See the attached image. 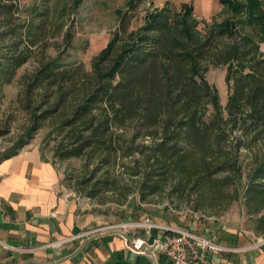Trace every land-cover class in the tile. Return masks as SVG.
Wrapping results in <instances>:
<instances>
[{
	"label": "trees",
	"instance_id": "16d2710c",
	"mask_svg": "<svg viewBox=\"0 0 264 264\" xmlns=\"http://www.w3.org/2000/svg\"><path fill=\"white\" fill-rule=\"evenodd\" d=\"M17 1L0 0V40L14 39L3 47L9 53L0 58V87L9 84L27 63L28 53L18 47L25 40L33 44L36 29L44 25L41 20L47 16V11L35 8L25 22L12 29L9 24L18 11ZM219 3L230 16L203 37L195 32L191 6H184L183 17L177 22L166 9L150 14L145 25L127 38L120 40L115 35L92 65L93 83L67 111H63V88L69 86L74 73L54 62L42 66L32 77L28 92L56 86L55 101L35 117L26 138L0 155V163L18 155L43 122L55 116L58 120L47 134L51 140L60 137L53 149L54 159L82 158L88 165L96 156L95 167H107L112 156L115 164L118 152L119 158L136 153L138 160L133 161V167L158 169L146 173L142 198L145 191L157 192V180L168 168L181 176L178 189L207 193L240 182L237 152L224 151L233 131L240 130L249 144L251 167L243 206L248 215L264 211V58L257 37L247 28L256 26L264 41V0ZM222 39L231 42L215 44ZM208 65L226 66L233 89L224 110L216 89L205 78ZM207 104L213 110L208 117L204 108ZM128 127L133 136L123 151L114 139ZM145 138L150 145L143 143ZM241 144L238 140L234 150ZM222 174L221 179L215 177ZM95 194L93 189L86 196L93 198ZM233 194L235 200L237 191ZM260 233L264 236V228Z\"/></svg>",
	"mask_w": 264,
	"mask_h": 264
},
{
	"label": "rangeland",
	"instance_id": "374dc122",
	"mask_svg": "<svg viewBox=\"0 0 264 264\" xmlns=\"http://www.w3.org/2000/svg\"><path fill=\"white\" fill-rule=\"evenodd\" d=\"M18 11L11 18V28L20 26L35 8L47 11L44 25L36 29L33 44L26 40L18 50H25L29 59L17 70L11 82L0 87V155L13 149L20 139L26 138L45 107L54 103L56 86L29 90V83L36 72L47 63L54 62L62 69L74 73L66 92L65 109L75 106L80 95L93 80L92 65L101 51L117 35L120 40L142 28L150 14L168 10L173 22L183 16L184 6L192 7V19L196 22L195 32L200 37L230 16L219 0H18ZM42 10V11H43ZM12 28V29H13ZM248 30L257 37L259 53L264 58V41L256 26ZM13 38L0 40V58L9 50ZM231 40L222 39L216 45H225ZM214 43V42H213ZM79 69V72H75ZM226 66L208 65L205 78L216 89L219 105L224 110L233 86L227 79ZM93 83V82H92ZM57 97V95H56ZM206 116L213 112L211 105L204 106ZM225 115V113H223ZM57 115V114H56ZM58 119L53 116L43 122L41 128L32 134L24 148H39L42 158L52 163L61 174V186L67 197L74 201L78 212L95 219V230L127 222H143L146 219L156 224H168L191 230L202 237L217 235L220 243L235 253L251 251L264 246V211L248 215L243 206L244 190L248 183L250 156L248 142L242 138V131L234 130L226 145L225 153L236 151L242 170L238 185L218 186L214 190L192 192L178 189L181 176L167 169L158 181V190L142 198V183L146 173L156 172V167H133L138 154L119 158L107 167H95L96 156L87 165V160L73 158L59 161L53 158L57 140L47 138ZM133 124L132 126H134ZM131 126V127H132ZM128 127L120 138L114 139L124 150L130 146L132 129ZM143 143L150 145L145 138ZM243 144L234 150L237 141ZM139 141H136L137 144ZM23 148V149H24ZM255 149V148H253ZM125 164V167H123ZM181 175V174H180ZM225 175V174H224ZM217 178L222 175L215 176ZM156 179V178H155ZM98 183V184H97ZM97 185V186H96ZM183 185H188L184 182ZM96 189L93 198L86 195ZM237 191L234 200L233 193ZM263 219V222H261ZM101 231H97L99 233ZM104 232V231H103ZM137 234L144 236V231Z\"/></svg>",
	"mask_w": 264,
	"mask_h": 264
},
{
	"label": "crops",
	"instance_id": "0c3cea01",
	"mask_svg": "<svg viewBox=\"0 0 264 264\" xmlns=\"http://www.w3.org/2000/svg\"><path fill=\"white\" fill-rule=\"evenodd\" d=\"M61 180L39 148H24L0 163V264H36L29 260L40 264H172L160 254L129 252L115 231L86 235L95 230V219L78 212L76 203L63 192ZM64 240L59 247H47ZM215 260L217 264H264V246L222 254Z\"/></svg>",
	"mask_w": 264,
	"mask_h": 264
},
{
	"label": "built area",
	"instance_id": "2783aa9c",
	"mask_svg": "<svg viewBox=\"0 0 264 264\" xmlns=\"http://www.w3.org/2000/svg\"><path fill=\"white\" fill-rule=\"evenodd\" d=\"M142 230L144 236H137ZM115 231L128 234L132 232V241L124 239L125 248L136 255H149L152 253L166 257L172 264H217L216 258L222 254L235 253V249L223 246L217 235L202 237L191 230L179 228L168 224H156L146 219L143 222H127L94 230ZM64 241L47 245L48 248L61 246ZM26 252H29L25 250Z\"/></svg>",
	"mask_w": 264,
	"mask_h": 264
},
{
	"label": "water",
	"instance_id": "95a60500",
	"mask_svg": "<svg viewBox=\"0 0 264 264\" xmlns=\"http://www.w3.org/2000/svg\"><path fill=\"white\" fill-rule=\"evenodd\" d=\"M115 234L120 235L122 238L126 239L127 241H132V239H133L131 236H129V235L125 234V233L116 232ZM77 252L78 251L74 252L71 255V257L75 256L77 254ZM150 255H152V253H150ZM28 262L40 264V263H38V262H36L34 260H29Z\"/></svg>",
	"mask_w": 264,
	"mask_h": 264
}]
</instances>
